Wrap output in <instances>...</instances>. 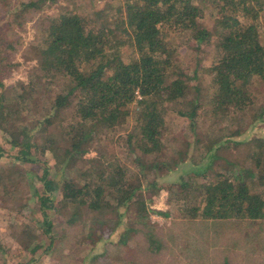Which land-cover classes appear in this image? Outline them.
Here are the masks:
<instances>
[{"label": "trees", "instance_id": "1", "mask_svg": "<svg viewBox=\"0 0 264 264\" xmlns=\"http://www.w3.org/2000/svg\"><path fill=\"white\" fill-rule=\"evenodd\" d=\"M99 1L3 8L1 76L13 65L6 34L37 16L26 75L0 77V138L16 151L0 147V205L21 216L9 237L28 264L41 231L46 264H160L175 226L202 225L200 237L177 232L185 264H264V0ZM203 43L217 49L209 65ZM93 142L101 165L75 164ZM17 160L43 164L37 212ZM162 191L172 197L157 213L178 212L175 226L149 218ZM210 243L223 246L216 258Z\"/></svg>", "mask_w": 264, "mask_h": 264}, {"label": "rangeland", "instance_id": "2", "mask_svg": "<svg viewBox=\"0 0 264 264\" xmlns=\"http://www.w3.org/2000/svg\"><path fill=\"white\" fill-rule=\"evenodd\" d=\"M16 0H0V20L1 24L3 21L4 17V7L5 4H13V2ZM66 0H58L59 4H63ZM104 1V0H103ZM103 1H99L98 5H103ZM49 10V9H47ZM50 11V10H49ZM36 13L28 12L25 15V19L22 22V24L17 25V24H12V30L11 34H6L7 40L13 42L14 49L10 50L8 52V61L13 64L11 67L6 71V74L0 75L2 78L3 82L5 84H10L13 81H15L18 78H24L26 75L28 68L30 66V63H25L23 62L22 58V53L25 50V47L31 43V42H36L37 37H35V31H34V25L36 23ZM209 22V21H207ZM209 28H213V24L210 21L209 22ZM199 52L200 56L202 57V62L204 65H209L212 62V59L214 56L217 54V49L214 47L213 44L207 45V44H201L199 46ZM16 64V65H15ZM133 108H136V104L133 103L132 105ZM171 120L172 124L170 125V128H177L178 130L183 129L184 125V120L183 118L179 117L178 115L171 113ZM170 128L165 133V136H170ZM257 132H264V125L261 126L256 130ZM0 147H2L5 151L11 152V154L16 153L15 149L10 151V146L7 145L6 143L3 142V140L0 138ZM87 152L83 154L79 159L75 161V164L77 165H87L89 167L93 166H100L101 165V158H100V153H101V147L97 143H88L87 146ZM6 157H0V163L5 162ZM12 159V158H10ZM16 164L29 173L28 175L30 176V179L32 182L27 185L22 187L21 189V195H22V201L26 202L27 204L30 205L32 209H35L37 212L39 210V202L37 200L36 195L33 193V186H36L37 189H41V181L40 177L42 176V171H43V164L40 163H33V162H23V161H15ZM49 176L53 177L55 182L59 184V173H57L55 170L50 169L49 171ZM175 175V174H174ZM174 175H172L170 178L174 179ZM61 179V178H60ZM56 192L54 191L53 194ZM172 197L171 194H169L166 191H162L161 194L154 199V202L152 203V212L149 215V218L151 219L152 222L157 224L158 226H172L174 223H179V221L182 220V218L179 217L178 212L175 211H170V213L167 216L161 215L157 213V211L162 210L166 211L168 208V204L166 203V198ZM54 198V196H53ZM193 198V197H191ZM193 200V199H192ZM1 204V203H0ZM48 214L53 217V212L50 210H47ZM20 217L16 212L9 210L8 208L2 207L0 205V264H28L30 262L29 258L31 255L27 251H19L18 244L13 241L10 237V227L9 225L13 221L14 218ZM189 224H184V225H179L173 226L175 231L180 232L181 230H185V234H192L194 233L195 237H200V235H204L201 232H205V229L203 228L202 225H200L196 229H192L193 226L187 227ZM176 232L175 235H173L174 238H169L167 237L168 232H165L164 230H159L158 233L160 236H165L169 240L170 244L168 245V248L166 251H164L160 256H159V263L160 264H185L188 262V259L185 258L184 254H188L189 252L187 250H182V252L178 255L177 250H176V245L174 246V243L177 242L179 243L178 239L180 238V235ZM209 234H212V230H210ZM40 235V240L42 242L40 251L36 252L33 254L35 257L34 260L30 264H46L47 261L43 257V253L40 254L41 251H43L46 247V243L48 241L47 235L44 231H41ZM214 255V257H218L217 254L220 252V249L223 248L222 245L210 243L209 244ZM176 255H178L176 257ZM220 255V254H219ZM210 263L212 264H218V261L215 259H211ZM239 264V263H238ZM257 264H260L258 262Z\"/></svg>", "mask_w": 264, "mask_h": 264}, {"label": "built area", "instance_id": "3", "mask_svg": "<svg viewBox=\"0 0 264 264\" xmlns=\"http://www.w3.org/2000/svg\"><path fill=\"white\" fill-rule=\"evenodd\" d=\"M137 97H139V96H137Z\"/></svg>", "mask_w": 264, "mask_h": 264}]
</instances>
